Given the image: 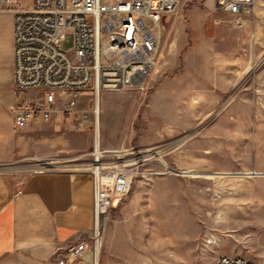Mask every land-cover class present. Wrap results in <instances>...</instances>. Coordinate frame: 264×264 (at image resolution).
Instances as JSON below:
<instances>
[{"label":"rangeland","instance_id":"obj_1","mask_svg":"<svg viewBox=\"0 0 264 264\" xmlns=\"http://www.w3.org/2000/svg\"><path fill=\"white\" fill-rule=\"evenodd\" d=\"M60 44L70 51L72 36ZM75 110L20 129L11 165L86 168L96 140L129 165L142 154L103 220L97 264H264V0L241 24L216 0H182L146 89H101Z\"/></svg>","mask_w":264,"mask_h":264},{"label":"built area","instance_id":"obj_2","mask_svg":"<svg viewBox=\"0 0 264 264\" xmlns=\"http://www.w3.org/2000/svg\"><path fill=\"white\" fill-rule=\"evenodd\" d=\"M181 1L0 0V10L14 14V100L9 105L13 127L74 115L81 97L97 99L101 89L144 91L156 64L163 22ZM255 1L216 0V6L241 24L253 12ZM67 35L72 36L70 51L60 44ZM137 151L132 149L129 165L125 150L108 153L99 143L96 148L94 141L92 161L84 168L92 177L93 233L89 240L55 251L54 264H74L88 250L96 264L103 220L127 195L144 161ZM110 154L115 158H106ZM216 264L255 263L240 255L221 254Z\"/></svg>","mask_w":264,"mask_h":264},{"label":"crops","instance_id":"obj_3","mask_svg":"<svg viewBox=\"0 0 264 264\" xmlns=\"http://www.w3.org/2000/svg\"><path fill=\"white\" fill-rule=\"evenodd\" d=\"M13 26V12L0 10V264H54L55 251L89 240L93 233L92 177L84 168L26 171L11 165L22 129L13 127L9 109ZM94 261L88 250L74 264Z\"/></svg>","mask_w":264,"mask_h":264},{"label":"bare ground","instance_id":"obj_4","mask_svg":"<svg viewBox=\"0 0 264 264\" xmlns=\"http://www.w3.org/2000/svg\"><path fill=\"white\" fill-rule=\"evenodd\" d=\"M96 108H97V102H96ZM95 147L98 148V140H96V142H95ZM209 242H212V241H209Z\"/></svg>","mask_w":264,"mask_h":264}]
</instances>
